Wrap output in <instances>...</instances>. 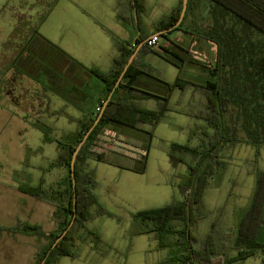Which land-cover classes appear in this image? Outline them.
<instances>
[{"label": "rangeland", "instance_id": "1", "mask_svg": "<svg viewBox=\"0 0 264 264\" xmlns=\"http://www.w3.org/2000/svg\"><path fill=\"white\" fill-rule=\"evenodd\" d=\"M174 1L157 2L155 7L149 8L147 12L149 18L152 20L168 14L166 2ZM50 3L49 0H0V52L4 55V66L9 65L16 53L12 51L13 49L6 53L3 50L7 43H16L15 40L10 41V38L18 31L26 29L25 25L31 27L38 23L48 8L47 4ZM189 17L192 19L190 26L195 31L193 44L182 41L181 38L174 41L177 32H173V36H168V40L161 38L159 41L166 47H169V41H174L171 50L180 56L184 55V49L192 47L186 55L188 60L197 62L199 67L182 64L179 77L189 83L199 84L215 81L223 71L227 83L225 92L233 93L236 99L246 97L245 99L250 102L257 99L264 105V79L257 80L256 70L248 68L246 63L251 55L258 57L264 55V36L249 29L209 0H189L184 27L188 25ZM145 30L150 33L153 29L147 25ZM179 35L185 37L184 34ZM252 51L255 54H252ZM224 62L226 67L221 68V63ZM17 64L22 70V63L17 61ZM157 64L154 62V66ZM156 68L157 74L166 73L160 67ZM20 70L4 72L3 85L0 87V225L14 224L12 225L14 228L20 223L36 221L45 229L50 225L47 215L39 211L30 212V208H26L22 201L18 205L16 190H19L20 186L37 187L39 184L42 189L47 190L49 175L45 170L51 172L52 182L57 179L55 176L57 168L50 165L56 160L58 151L55 144L42 143L43 134L33 127L32 118L26 120L27 124L19 120L20 112L26 113V106L34 104L33 91L37 83ZM163 76L166 78V75ZM153 83L160 86L158 82ZM181 92H178L180 100L177 101L175 97L170 101V112L168 111L162 122L153 129L144 174L136 175L88 160L86 168L93 171L97 182L94 191L97 202L111 217L99 216L94 206L90 208L92 219L85 223V229L97 234L100 243L95 246L96 252L89 251L85 244L79 246L77 253L80 252L86 257L87 264H161L167 256V250L157 249L153 236L133 235L136 228L132 215L161 208L172 200H181L177 186L181 176L186 173V166L179 164L175 169L171 167L168 157L170 146L178 144L197 147L204 140L203 131L208 134L213 132L207 123L200 119L198 113L194 112V116L181 114V109L187 104L185 101L182 103L184 94L181 95ZM263 109L259 110V113H264ZM239 113L235 107L229 106L224 115V124L230 133L233 132L235 125L233 134L238 141L234 146L226 145L221 151L223 166L217 174L207 180L202 202L196 212L199 222L191 228L196 242H203L208 236H211L212 240L224 242L214 264L229 259L231 253L229 246L237 239V227L245 213L243 210L250 207L259 175L264 174V144L260 146L258 154L247 144L241 129ZM40 122L52 129L50 137L53 139L62 141L68 137L61 129L65 124L63 119H59L57 123L52 119L44 121L42 119ZM146 128L149 129L147 126ZM117 140L125 141V138H120L114 133L100 135L91 149L105 153L107 158L110 151L120 150L119 148L120 152H124L128 157L140 153L138 149H134L139 145L135 143L137 142L135 139H126L130 142L129 147L119 146ZM141 156L142 153L138 160ZM109 160L121 166L132 167L134 164L137 166V161H120L117 156H110ZM190 161L189 157L185 158L187 164ZM61 169L64 170L66 179L68 172L65 168ZM62 189L58 188V191ZM212 221L216 223L213 224ZM81 236L83 243L92 241L85 230L81 232ZM258 242L264 249V225L260 227ZM260 249L253 257L257 256L262 261L264 252ZM222 253H225V258L227 257L225 260ZM238 264L261 263L253 258Z\"/></svg>", "mask_w": 264, "mask_h": 264}, {"label": "trees", "instance_id": "2", "mask_svg": "<svg viewBox=\"0 0 264 264\" xmlns=\"http://www.w3.org/2000/svg\"><path fill=\"white\" fill-rule=\"evenodd\" d=\"M127 1L129 13L126 16L120 15V18L134 29L133 10H136L140 30L136 45L141 41L148 40L150 34H156L172 28L177 22L182 8V0H178L177 6L170 14L156 22L152 27V32L149 33L146 30H142L141 23V16L146 12L145 0ZM209 1L231 14L249 29L264 36V0ZM56 2L57 0H53L50 4H47L48 8L42 14L38 23L31 27L25 25V31H18L15 36L11 37L10 41L15 40L16 43H7L5 50L13 49L12 51L16 52L13 55L12 61L13 63L20 61L23 64L22 70L18 69L22 74L34 79V81L45 78L52 91L60 92L64 95L62 88L64 87L65 80H68V82H74L76 80L73 63L53 46L40 44V37L38 35L39 25L45 20ZM188 4L189 0L187 2V9ZM183 21L179 28L173 29L160 37L168 40L167 36L175 31L194 36V29L184 28ZM113 42L118 55L113 60L111 69L106 73L98 69L86 70L88 75L104 85L106 91L105 100L114 87L129 57L135 50V47L128 48L126 42L116 39ZM157 49H150L146 44L140 48L138 55L128 67L121 82L113 92L99 122L79 151L74 165L75 212L73 210L70 162L76 146L93 125L98 114L93 117L85 116L80 118L77 121L78 131L71 136L65 137L62 141L50 137L52 129L42 124L40 119H31L33 120V127L43 134V142L45 144L56 143L58 156L50 166L52 168H65L68 172L67 178L64 181L65 188L60 191L58 189L44 190L41 186L19 187L20 192L52 205L54 208L52 220L58 226V232L56 234L47 235L42 233L38 226L27 223H20L10 229L12 233L18 231L32 233L47 242V245L37 253L34 264H41L42 262L43 264H56L61 257L76 258L78 255L74 251V247L77 241L80 240V233L83 230H85L88 237L92 238L91 242L94 247L100 243V238L97 234L85 229V223L92 219L90 208L94 206L99 216L111 217V215L98 204L94 194L97 187L96 178L93 171L88 170L86 165L88 160L113 165L105 153L95 152L91 149L95 146L100 135H102L103 130L106 127H113L143 136L145 145L142 149L143 154L137 161L136 168L128 169L119 165L115 166L139 175L144 174L147 156L153 138V129L162 122L169 111L168 102L172 91L178 89L184 92L190 86L195 87L203 98L204 105L199 117L207 123L213 132L208 134L203 131L202 136L204 140L197 147L171 144L168 156L171 167L175 169L179 164L186 166V173L181 176V181L177 186L181 200H172L169 204L161 208L133 214L132 219L136 228L133 230V235L153 236L157 243V249L168 251V258L164 264L215 263H212V259L218 256L222 246L216 249L212 245L211 236H208L203 242H196L192 236L191 228L199 220L196 212L202 202L207 180L217 174L223 166L220 157L221 151L226 145L234 146L238 141L235 138V134H233L235 125L232 129L233 132L230 133L229 128L224 124V115L229 106L235 107L240 112L241 129L245 134L247 144L252 146L256 154H258L260 146L264 144V113H259V110L263 109L264 105L260 104L257 99L251 102L245 99L246 97L236 99L233 93L225 92L227 83L223 71L220 72L215 81H206L202 86L193 85L180 77L173 83L164 82L153 73L149 65L141 63V56L145 53H154L178 69H181L180 65L185 60L183 55L180 56L176 52H171L161 47ZM252 54H255V52L252 51ZM66 61L71 62V65L69 63L65 66L64 63ZM246 63L248 68L251 67L256 70L257 80L264 79V55L260 57L251 55L246 60ZM225 67L226 63H221V68ZM141 77L158 82L162 86V92L159 93L158 89H156L158 90L156 92L151 91L138 85L137 81ZM74 91L76 92V87H73L72 93ZM149 100L155 101V109L148 110L140 107V102ZM101 107L102 104L99 105L100 109ZM54 116H65V113L58 111L52 114V117ZM144 125L149 126L150 130H143L142 127ZM187 157L191 159L188 164L185 162V158ZM74 214L75 217L73 219ZM72 219V226L56 246L53 247L58 236L67 228ZM261 225H264V174L259 175L251 205L244 213L237 227L235 245L246 247V250L238 253L234 259L226 260L224 262L225 264L227 262L229 264L231 262L245 260L256 255L257 251L263 246L258 242ZM0 230L5 229L0 228ZM260 250L264 252V249L261 248ZM262 263L264 264V259H262Z\"/></svg>", "mask_w": 264, "mask_h": 264}, {"label": "crops", "instance_id": "3", "mask_svg": "<svg viewBox=\"0 0 264 264\" xmlns=\"http://www.w3.org/2000/svg\"><path fill=\"white\" fill-rule=\"evenodd\" d=\"M49 1H53V0H49ZM157 2H160V0H145L146 12L142 16L146 15V17L144 16L143 19H141L143 31L145 30V27L147 25L153 27V25L156 22H158L161 18L170 14V12L178 4V0H175L174 3L166 2V6L168 5V7L166 8V10H168V14L151 20L147 12L150 7H155L157 5ZM128 13H129V5L127 0H57L56 4L49 12V14L46 16L45 20L38 27V35L40 37L39 43L53 46L55 49H57L59 52L65 55L69 61H72L73 63L72 65L74 66V71L76 75V80H74V82H70V81L68 82V80L67 81L65 80L64 87L62 88V92L64 93V95H62L60 92L52 91V89L49 88L45 78L40 79L38 81L35 80L37 83L33 91L35 96L34 104L26 106L27 112L26 113L20 112L19 117L21 119L19 118L18 119L25 124H27L26 118H33L40 120L43 119V121L45 119H49V120L52 119L54 123H57L59 119H63L65 121V124L63 125L64 127L61 129L66 132V135L71 136L78 131L77 121L80 118L85 116L93 117L94 115L99 114L102 107L99 112H96V109L99 107L100 104L103 105V103L106 101L105 87L101 82L88 75L86 70L98 69L99 71L106 73L111 69L113 60L118 55L114 47V42H113L114 39L126 42L128 44V48L135 47L136 49L138 47L140 42L136 45V40L140 35L139 26H138L139 33H137L135 24L133 29L127 23L122 21L120 18V15L126 16ZM133 14H134V10H133ZM183 20H186L185 15ZM191 21L192 19L191 17H189L187 23L188 25L186 24L187 26H185L184 28L186 29L191 28L190 26ZM175 32H177V34L175 33L176 36L174 41H176L179 38H181L182 41H189L191 44H193V42L195 41V37L191 35H188L180 31H175ZM178 33L184 34L185 37L180 36ZM153 35H157V33L152 35L150 34L148 38L152 37ZM170 35L173 36L174 33L172 32L168 36ZM160 40L161 37L159 41ZM174 41L173 42L169 41L170 43V44L168 43L169 47L163 46L160 43L158 44V47L165 48L173 52L171 48L172 46H174ZM157 48L154 50H158ZM5 49L6 48H4L3 50L6 53ZM191 49L192 47L190 46L183 50L184 52L183 58L185 62L182 64L183 66L192 65L199 67L198 64H196L197 62L188 60L186 54L189 53ZM139 50L137 51L136 56L138 55ZM3 59H4V55L2 54V52H0V87L1 85H3L4 72H6L7 70L11 71L12 69L16 71L20 69L17 62L13 63L12 60L10 61L9 65L7 64L6 66H4ZM69 61L68 62L66 61L64 63L65 66H67L69 63L71 65V62ZM154 62H157L158 64L154 66ZM141 63L149 65L152 68L153 73L156 74L166 83H173L180 76L179 74L180 71L178 68L169 64L163 58H161L160 56L154 53H145L144 55H142ZM157 66L163 69V71L165 70L166 73L162 72V74H157L156 73V71L158 70L156 68ZM200 68L203 69V67ZM163 75H166V78ZM70 83L72 84L73 87H76V92L74 91V93H72L73 87L71 86ZM137 84L151 91L156 92L159 90V93L162 92L161 85L160 86L156 85L155 83H153V81H151L146 77L139 78ZM204 84L205 83H199L193 85L202 86ZM179 91L180 90L178 89L172 91L168 102V109H169L170 101H173L175 97L176 99H178L177 101L180 100L181 96L180 93H178ZM183 94H184L183 96L184 99L182 100V103L185 101V103L187 104L186 105L184 104L185 106L183 109H181L182 111L181 114L186 116L188 115L194 116L195 115L194 112H196L198 113V115H200L201 109L204 104H203V98L198 93L196 88L190 86V88H188L186 91L181 92V95ZM139 105L140 107L148 110H153L156 107V103L153 100L140 102ZM58 111H63L65 113V116L52 117V114ZM146 126L147 125H144L142 129L145 131L150 130V128L147 129ZM106 133L117 134L120 136V138L124 137L125 141L117 140L116 143L119 146L122 145L124 147H129L130 142H128L126 139L129 140L135 139V141H137L135 143L139 145L138 148L135 147L134 149H138V151L140 152V153L131 154V156L128 157V155H126L124 152L121 153L120 152L121 148H119L120 150H117L119 152L113 150L110 151V153H108L109 156L108 160L110 159V156L111 157L117 156L120 161H138V158L140 157L141 153L143 154L142 149L144 148L145 145L143 136L132 134L128 131L115 129L113 127H106L103 130L102 135ZM41 140L42 143H44L43 138ZM51 144L56 145V143H50L49 145ZM112 149H114V146ZM150 149L148 152L147 161L149 158ZM89 161H94V160H89ZM111 163L113 165H109L105 163H99V164H105L111 167H116L115 165L121 166L120 164H115L113 162ZM122 167L128 169L136 168V164H134L132 167H127V166H122ZM121 170L128 171L125 169H121ZM45 171H47V175H49V180H48L49 184L46 188L47 190L56 189V188L57 189L65 188L64 186L65 172L63 169L61 168L55 169V171H57L55 172V176L57 177V179H55L53 182L52 180H50V176H52L51 172L47 169ZM131 173L136 174L134 172ZM42 175H44V173H42ZM61 185H63V187ZM38 186L41 185L39 184ZM16 191L18 194L16 198V200L18 201V205L19 202L22 201V204L26 208H30V212L33 213L34 211H39L40 213L42 212L45 213L47 215V220L49 221L50 225L45 229H43L39 222L32 221L26 223L30 225L38 226L42 231V233L46 235L56 234L58 232V226L52 220V214L54 211L53 206L43 201H40L32 196L24 194L19 190ZM247 210L244 209L243 212L244 211L246 212ZM212 223L214 224L216 223V221H212ZM12 225L11 224L10 226L0 225L1 228L5 229V230H0V264H34L37 253L47 245V242L29 232L18 231L16 233H12L10 232V229L13 228ZM211 242L212 245L217 249L220 248L221 245L224 243L223 241L220 242L217 241L216 239L211 240ZM83 244L86 245V248L89 251L96 252V247H94L91 241L90 242L86 241L85 243H83L82 236L80 233V240L77 241L74 247V251L77 253L80 248L79 246ZM229 249L231 250L230 251L231 253L229 254L228 258L232 260L238 255V253L245 251L246 247L236 246L235 243L233 242V244L229 246ZM77 255L78 256L76 258L61 257L56 262V264H87V259L86 257H84L82 253L79 252L77 253ZM221 255L224 258V260L227 258V257L225 258L226 256L225 253H222ZM167 258H168V253L167 256L163 259L164 261L161 264L165 263ZM253 258L258 259L259 262L262 264L261 259L257 256L250 257L245 260H241L237 262H231L229 264H238L240 262L251 260ZM216 259L217 257L212 259V263H214ZM224 262L225 261H221L219 264H225Z\"/></svg>", "mask_w": 264, "mask_h": 264}, {"label": "water", "instance_id": "4", "mask_svg": "<svg viewBox=\"0 0 264 264\" xmlns=\"http://www.w3.org/2000/svg\"><path fill=\"white\" fill-rule=\"evenodd\" d=\"M187 2L188 0H182V8H181V11H180V15H179V18L177 20V22L173 25L172 28H170L169 30H166V31H162V32H159L157 33V35L160 37L161 35H164L166 34L167 32H170L172 31L173 29H177L180 27L183 19H184V15H185V12H186V9H187ZM134 24H135V28H136V31L137 33H139L138 31V19H137V13L134 9ZM144 44H146V40L145 41H142L139 43L138 47L135 49V51L131 54V56L129 57L126 65L124 66L121 74L119 75L117 81L115 82V85L114 87L112 88V90L110 91L106 101L103 103L102 105V109L100 111V113L97 115V118L96 120L94 121L93 125L89 128V130L84 134L82 140L78 143V145L76 146L73 154H72V158H71V162H70V177H71V185H72V191H73V210L75 212V178H74V165H75V161H76V157L79 153V151L81 150L82 146L84 145L85 141L87 140L88 136L90 135V133L93 131L94 127L97 125V123L99 122L103 112H104V109L106 108V105L107 103L109 102L113 92L115 91V89L118 87L119 83L121 82L125 72L127 71L128 67L131 65L133 59L135 58L136 56V53L137 51L139 50V48L141 46H143ZM75 217V214L73 216V219ZM73 219L70 221L69 225L67 226V228L63 231V233H61V235L58 236L56 242L54 243L53 247L56 246V244L64 237V235L67 233V231L69 230V228L72 226V223H73ZM43 264V262L41 263Z\"/></svg>", "mask_w": 264, "mask_h": 264}, {"label": "built area", "instance_id": "5", "mask_svg": "<svg viewBox=\"0 0 264 264\" xmlns=\"http://www.w3.org/2000/svg\"><path fill=\"white\" fill-rule=\"evenodd\" d=\"M159 36L158 35H154L152 37H150L148 40H146V46L150 49H156L158 47L159 44ZM100 108L98 107L96 109V112H99Z\"/></svg>", "mask_w": 264, "mask_h": 264}]
</instances>
